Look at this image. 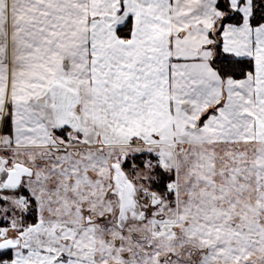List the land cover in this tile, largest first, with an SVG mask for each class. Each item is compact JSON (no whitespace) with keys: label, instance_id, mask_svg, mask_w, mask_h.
Masks as SVG:
<instances>
[{"label":"snow or ice","instance_id":"1","mask_svg":"<svg viewBox=\"0 0 264 264\" xmlns=\"http://www.w3.org/2000/svg\"><path fill=\"white\" fill-rule=\"evenodd\" d=\"M0 264H264V0H0Z\"/></svg>","mask_w":264,"mask_h":264}]
</instances>
